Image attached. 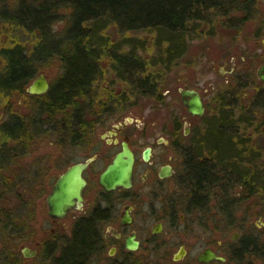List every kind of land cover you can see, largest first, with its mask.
<instances>
[{
	"label": "flooded vegetation",
	"instance_id": "af4514ba",
	"mask_svg": "<svg viewBox=\"0 0 264 264\" xmlns=\"http://www.w3.org/2000/svg\"><path fill=\"white\" fill-rule=\"evenodd\" d=\"M12 6L10 0H0V16L14 12ZM201 15L208 26L216 20L215 32L232 36L219 73L237 84H264V0H206ZM29 83L23 106L39 110L51 83L43 93H30ZM20 102L15 108L9 101L0 106V178L13 181L10 188L0 189V264H55L82 224L90 225L97 238L81 264H264V173L239 174L232 203L222 200L216 211L184 209L185 152L192 147L186 115H194L183 104L182 130L173 126L171 135L155 137L143 123L127 133V118L96 123V115L107 118L113 108L95 109L86 101L87 122L77 124L72 138L65 139L62 110L38 126L19 112ZM117 105L115 113L123 110ZM6 127L13 132L4 139ZM52 131L55 135L48 139ZM123 140L134 154L132 185L106 190L99 174ZM77 163H86L80 172L85 180L82 200L64 215L51 216L48 196L53 185ZM19 180L24 187L17 197L13 189ZM240 209L238 217L235 210Z\"/></svg>",
	"mask_w": 264,
	"mask_h": 264
},
{
	"label": "trees",
	"instance_id": "16d2710c",
	"mask_svg": "<svg viewBox=\"0 0 264 264\" xmlns=\"http://www.w3.org/2000/svg\"><path fill=\"white\" fill-rule=\"evenodd\" d=\"M17 2L16 10L5 12L6 15L0 16V21L31 33L34 43L29 48L19 42H12L0 49V95L5 99H10L14 94L25 97L24 87L37 75L41 63L53 58L59 59L60 73L38 106L48 115H56L57 111L62 110L63 129L69 134L75 133L77 124L87 122L84 110L88 107L82 104L83 100L89 101L90 106L94 104L96 108L112 102V108L125 102L123 99L129 93L155 95L161 99L159 91L164 87L160 85L163 72L183 51L185 35L208 23L201 15L206 0ZM61 9L68 10V16L65 18V27L59 33L54 24L63 18L59 13ZM109 28L122 34V42L130 45L128 49L116 45L119 41L110 37ZM141 30L156 31L160 36L159 44L165 45V49L161 48L156 55L140 56L138 50L141 42L132 41L125 33ZM102 59L109 63L112 84L101 91L99 81L105 74ZM114 79L126 81L130 87L127 86L125 93L121 90L117 92L112 86L116 83ZM96 85L99 90H94ZM97 91L100 94H96ZM222 114L212 116L213 121L205 128L202 127L203 134L199 139L195 138L193 146L185 152L187 168L184 179L190 184L191 206L203 203V194L200 192L206 187L211 188V183L217 179L216 170L206 162L205 156L218 161L220 165L222 163L226 167L225 175L230 176L235 171L232 160L238 159V142L228 131L227 125L232 124ZM102 117L96 115L95 122ZM3 130L4 139L13 132L7 127ZM206 131L211 133L210 140L204 137ZM96 238L93 228L82 224L73 242L55 260V264H81L95 245Z\"/></svg>",
	"mask_w": 264,
	"mask_h": 264
},
{
	"label": "rangeland",
	"instance_id": "374dc122",
	"mask_svg": "<svg viewBox=\"0 0 264 264\" xmlns=\"http://www.w3.org/2000/svg\"><path fill=\"white\" fill-rule=\"evenodd\" d=\"M10 1L14 8L17 7L18 0ZM31 1L32 0H28V2ZM59 13H61V17L63 18L58 19L54 27L60 33L65 27V18L68 16V10L61 9ZM215 21L216 20H213L211 22L214 24L212 26L199 25L200 27L197 28L195 32L190 31L189 34L185 35L183 39V51L176 59L170 62L163 72L160 85H164V87L160 88L159 91L162 95L161 99H157L155 95L129 93L126 95L127 98L123 99L125 102L118 103L123 109L121 112L115 113L113 106V109L110 108L113 113L107 118L106 116L102 117L98 121V123H102V125H107L127 118V127L126 129L124 128L127 133L137 130L136 125L138 123H143L145 125L144 129L151 131L155 137L158 135L169 136L172 134L171 132L174 129L173 126H178L182 130L181 122L186 112L181 103L179 89L190 86L199 91L203 101L206 103V111L201 116L186 115V120L190 122L192 127V131L188 134L187 138L191 141L190 146H193L195 138L199 139V136L203 134L202 127L205 128L208 123L213 121L212 116H215L217 113L216 110L220 109V113H223V117H227L226 121L229 119V123L232 124L227 125L229 133H231L232 137H234L233 139L238 142L236 152L239 151V156L237 157L238 159L232 160L234 161L233 168L235 171L230 175L231 179H228L230 176L225 175L226 167H224L222 163L221 165L218 164L219 162L213 160L211 157L205 156L206 162L208 161L210 167L216 170V182L211 183V188L203 189V192H200L203 194L202 204L191 206L189 202V196L191 195L190 184L185 180L183 186V207L186 211L193 210L200 212L202 209H212L216 211L218 210L217 204L222 200H228L229 203H232L231 195H233V189L238 186L236 183L239 174H258L259 177H261L262 173H264V84H237L219 73L218 69L222 65L223 55H227L230 52L227 46L231 43L232 36L220 35L215 32L217 29V22L215 23ZM108 31L113 40L119 41V44H116L118 47L121 46L120 48L123 49L129 48V43L122 42V34L116 32L114 28H109ZM125 36L130 37V39L136 41V43L141 42L139 43L140 48L138 53L143 58L156 55L161 48L165 49V45L159 44L160 36L156 31H131L125 33ZM33 38L34 36L31 35V33L25 30L20 31L0 21V49L12 42H19L30 48L34 43ZM108 64L109 63H107L105 59L101 60V65L105 73L99 81L100 86H102L99 88L101 91L104 90V87H107V85L109 86L112 84ZM41 65L37 73H44L52 84L60 73L61 64L59 59L53 58L51 60H45ZM115 80L116 79L113 81ZM112 86L116 88V91L121 90V92L123 91L124 93L125 90H127V86L130 87L126 81L122 82L120 80H116V83ZM97 89L98 85H96V89L94 90ZM99 92L100 91H97L96 94ZM11 98H0V106L1 104H7V101H9L8 104L15 108V106H17L16 101L20 100L19 112L22 113L24 111L25 116L30 122H36L38 126H40L43 120L44 123L51 122V119L54 120V115H48L40 108L39 110L33 109L32 105L31 110H26L27 108L23 106V102L25 101L24 97H17L15 101H12ZM43 98H46V95ZM83 102H86V100H83L82 104H84ZM107 105L111 107L112 102H108ZM93 106L97 109L94 104L91 107L93 108ZM34 116H36L37 119L33 118ZM220 118L221 117H218V119ZM171 125L172 127H170ZM102 129L103 128H101L100 131V128H97V131L102 132L104 130ZM64 134L65 139L72 138L71 134L68 132L66 133L64 131ZM54 135L55 131L49 132L47 138H53ZM204 137L206 140H210L211 133L206 131ZM74 138L75 137H73V139ZM143 145L144 143L140 144L138 150H140ZM160 149H162L161 146L156 148L157 151H160ZM168 150L174 151L172 148H168ZM194 159L198 160V158ZM12 182L11 179L0 178V189L10 188ZM23 183L24 180H19L14 186L13 191H15L17 197L20 196L18 192H23ZM17 197L16 200L18 199ZM242 213L243 209L239 211L235 210V215L238 217L239 214L242 215ZM39 215H37L38 218H40ZM229 217L232 219L231 213Z\"/></svg>",
	"mask_w": 264,
	"mask_h": 264
},
{
	"label": "water",
	"instance_id": "95a60500",
	"mask_svg": "<svg viewBox=\"0 0 264 264\" xmlns=\"http://www.w3.org/2000/svg\"><path fill=\"white\" fill-rule=\"evenodd\" d=\"M48 87L47 77L44 73H40L33 78L27 90L30 93H43ZM179 90L182 104L186 110L192 115H202L204 105L199 92L193 88H180ZM148 153L149 149L144 152L145 158H147ZM133 164V151L129 142L123 140L120 150L113 155L110 162L100 172L99 184L106 190L131 187ZM85 165L86 163L74 164L55 181L48 196L49 214L51 216H62L76 201L77 203L81 202L85 180L81 177L80 172Z\"/></svg>",
	"mask_w": 264,
	"mask_h": 264
},
{
	"label": "bare ground",
	"instance_id": "6f19581e",
	"mask_svg": "<svg viewBox=\"0 0 264 264\" xmlns=\"http://www.w3.org/2000/svg\"><path fill=\"white\" fill-rule=\"evenodd\" d=\"M126 31V30H125ZM37 116V115H36ZM25 132V131H24ZM29 136V135H28Z\"/></svg>",
	"mask_w": 264,
	"mask_h": 264
}]
</instances>
